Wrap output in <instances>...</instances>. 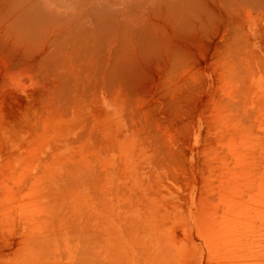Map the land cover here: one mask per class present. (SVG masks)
<instances>
[{
	"label": "bare ground",
	"instance_id": "bare-ground-1",
	"mask_svg": "<svg viewBox=\"0 0 264 264\" xmlns=\"http://www.w3.org/2000/svg\"><path fill=\"white\" fill-rule=\"evenodd\" d=\"M262 5L264 0H0V264H171L182 256L184 241L176 251L171 234L154 235L156 211L141 202L143 162L155 163L158 153L153 160L149 150L141 151L146 143L151 150L154 131L149 138L141 134L147 127L137 126L154 122L150 108L185 110L193 77L187 59L203 39L211 41L207 57L222 80L215 84V74H207L206 91L218 90L219 82L222 90L218 99L212 90L207 108L212 121L221 117L223 131L229 130L221 167L210 160L207 166L223 178L220 196L215 194L219 206L211 204V215L220 209L210 216L219 254L211 264H264V156L256 170L250 148L251 162L241 150L253 138L232 123L264 111V43L252 16L241 25L226 22L239 17L235 11ZM151 90L159 100L145 106L139 95ZM234 90L242 100L232 99ZM202 106L186 112L193 123L203 117ZM155 135L154 144L167 142ZM158 146L152 149L166 154ZM209 158L216 162L213 153Z\"/></svg>",
	"mask_w": 264,
	"mask_h": 264
},
{
	"label": "rangeland",
	"instance_id": "rangeland-1",
	"mask_svg": "<svg viewBox=\"0 0 264 264\" xmlns=\"http://www.w3.org/2000/svg\"><path fill=\"white\" fill-rule=\"evenodd\" d=\"M257 8H255V9H250L249 7H246V9L245 8H243V9H241V10H239V11H235L234 13L235 14H239V17L238 16H234V17H230L229 18V16L227 17V19L228 20H226V22L228 23H230V24H232V25H238V24H240L241 25V22L243 21V19L245 20V19H247V18H249V16H252L254 19H255V22H257L256 23V25H258L259 24V28L261 29V31H262V33H260V39L263 41V43H264V5H262V6H256ZM255 11V12H254ZM253 12V13H252ZM244 14V15H243ZM243 17V18H242ZM259 17V18H258ZM257 20V21H256ZM261 21V22H260ZM233 22V23H232ZM238 22V23H237ZM260 22V23H259ZM234 23H237V24H234ZM205 40H207V39H205ZM209 40V39H208ZM203 41H204V39H203ZM202 41V42H203ZM199 43V45H197L196 46V48H195V50H196V53L194 52L193 54H191V55H193L192 57H193V59H192V57H191V55H190V58L188 57V59H187V64H189L188 65V68H189V66H191L190 65V63L192 64V66H191V69L189 70V72L190 71H192V72H190L189 74H191V75H193V77H191L190 75H189V80H190V82L192 83V87L186 92V96H187V98H188V100H187V104L185 105L184 104V107H183V110L184 111H181L182 112V114H181V112L179 111H177L178 113H180V114H176V111H172V110H170V111H172V112H170L169 111V109H164V108H161L159 111H158V108H155L154 107V109L153 108H150V114H149V118H150V120L152 119L154 122H155V124H156V126H155V124H153V123H146L145 125L146 126H144L143 125V123H139L140 125H138L137 126V124L138 123H136V126H137V128L139 127V128H141V127H144L143 128V130L145 131L146 129V127H147V130L145 131V133L143 132V133H141L142 135H149V131H154V133L156 134L157 133V137H156V139L157 140H160V139H164L165 141H167V142H164L163 140H160V142H162V143H158L159 144V146H158V144H156V142H158V141H156L155 139H153V135H155L154 133H153V135L151 134V136H152V140H151V150L148 148V147H146L147 146V143H146V145H145V147L144 146H140V149H141V151H147V150H149L148 152L149 153H151V155L153 156V160H154V158H155V154H157V156H156V161H155V163H148V164H146L147 162L146 161H144L143 162V167H145V170H142V171H140L141 172V176H140V180H139V191H140V199H141V202L142 201H144V203L146 204V202H145V200H147L148 202L147 203H149L150 205H153L154 206V211H156V214H158L159 216H157L156 214H155V219H156V221L157 222H155V224H154V231H153V233H154V235L156 234L155 232H159L160 230L162 231V233H164L165 232V234L167 235V236H169L170 234L172 235H170L169 237V239H171V240H173V242L175 243V244H173L174 245V247H176V251H178V249H180L182 246L181 245H183L184 243V247H182V249L180 250V251H178L182 256H186V258H184V257H182V256H179V255H177V256H173V260H175L176 262H178L179 264H211L212 262H214V261H217V257L219 256V254H218V252H217V247L215 248V246H216V242H215V240H214V237H215V235L214 234H216L215 232H214V228H213V217L211 218L210 216H213V214H217L216 212H219V210L220 209H217V210H215V213H213L214 212V208H212V206H211V204L213 205V203H214V206L215 207H217L218 208V199H219V197L218 196H220V191L219 190H221V188H222V184H220L221 183V181H222V177H221V171L219 170V169H215V168H212V167H221V156H223V154H225V151H224V149H223V147H224V145H225V140H226V138H228L229 137V130L228 131H226V132H224L223 131V129L222 128H224V130L226 129L225 127H221V126H223L222 125V122L223 121H221V124H220V118L221 117H219L218 118V116L216 117V119L219 121V122H217V120H214V121H212V117H210V112L208 111V108H207V104H208V102L207 101H209L208 99H209V97L211 98V96L210 95H212V90L213 91H215L214 89H212L211 87H209V89L206 91V84H207V80L208 81H210V76H208V75H210V74H215V76L213 75V77L214 78H212L211 79V81H213L214 82V79H215V84H216V78H217V81H222V80H219V78L216 76V74H218L219 72H218V69H214V68H212V66H211V60H210V54H211V51L210 50H213V46L211 45V41H210V43H209V41L208 42H203V43ZM206 43V44H205ZM200 44H204L205 46L204 47H202ZM209 44V45H208ZM207 45V46H206ZM198 46H201L203 49L204 48H206V49H204L205 51H203L200 47L198 48ZM208 47V48H207ZM212 49H211V48ZM210 48V49H209ZM202 51V52H200V50ZM262 49V51L264 52V45L260 42V50ZM210 52V54H209V57H207L208 56V53ZM207 53V54H206ZM195 54H197L198 56H196L197 58H198V60H197V58L194 56ZM201 55V56H200ZM205 56V58H204V56ZM195 58V59H194ZM209 58V59H208ZM191 59V60H190ZM194 60H196V62L194 61ZM209 60V61H208ZM191 61V62H190ZM193 61V62H192ZM188 62H190V63H188ZM207 62V63H206ZM203 63V64H202ZM261 68H262V70L260 71V73L262 74V75H264V68L261 66ZM204 69H206V70H204ZM197 71V72H196ZM262 71H263V73H262ZM208 74V75H207ZM220 75V74H219ZM203 76H205V77H203ZM191 77V78H190ZM196 77V78H195ZM197 77H198V79H197ZM192 78H193V80H192ZM205 80V81H204ZM220 82H219V84H218V86H217V89L218 90H216L215 92H218L217 93V99H218V97H220L221 95H222V90H219V85H220ZM204 84V85H203ZM196 85V86H195ZM194 86V87H193ZM155 87H157V86H155ZM203 88H204V90H203ZM263 88H264V86H263ZM262 88V89H263ZM156 90V89H155ZM155 90H151L150 92H146V93H141L140 95H139V97H141V98H144V99H141V101L143 102V103H145V106H147V104H149V105H151V106H153L154 105V103H155V100L157 101V100H159V95H157L158 93H157V91H155ZM198 90V91H197ZM235 92L233 93V95L231 96L232 97V99L234 100V101H237V100H242V98L240 97V96H243V95H240L239 93L240 92H238L237 90H234ZM155 92L157 93L156 95H155ZM195 92V93H194ZM198 93V94H197ZM237 93H238V95H237ZM191 94V95H190ZM196 94L198 95V96H196ZM221 94V95H220ZM147 96V98L145 99V97H143V96ZM151 95L152 96H154V97H151ZM236 95V96H235ZM202 96V97H201ZM205 96V97H204ZM148 97H150V99L148 98ZM196 100H195V99ZM200 100H199V99ZM191 99V100H190ZM199 100V101H198ZM205 100H206V103H202V102H205ZM190 101V102H189ZM194 101V103H192ZM158 102V101H157ZM189 102V103H188ZM186 103V102H185ZM200 103V104H199ZM153 104V105H152ZM189 104V105H188ZM191 104H193L194 106H195V108H196V106H197V108L199 107V106H202V107H205L204 109H203V120H202V118H199V122L198 123H193L192 121H194V119H193V117L191 116L192 114H193V112H195V108L194 107H191L192 105ZM205 105V106H204ZM191 108H190V107ZM248 106H249V108L251 109V107H250V105L248 104ZM193 108V109H192ZM163 109V110H162ZM165 110H168V112H165ZM189 110H192L191 112H192V114H191V112L189 111ZM205 110V111H204ZM164 112V113H163ZM170 112V113H169ZM174 112V113H173ZM186 112H189L191 115H187L186 114ZM165 113H167V114H165ZM173 113V115H171ZM185 115H184V114ZM155 114V115H154ZM163 114V115H162ZM254 113H249L248 114V118H250V119H248V118H246L245 119V117H244V119L245 120H243L244 121V123H243V121H240V120H234V121H232V123H241V131L242 130H244L245 132H246V134H247V138L249 139V140H251L252 138V140L249 142V143H246V142H248L247 141V139H245V142H243V144L241 145V150L243 151L242 152V155L243 156H245L247 159L249 158L248 157V152H249V156L251 157V159H252V161H253V163H254V166H255V169L257 170L258 169V167L260 166V165H262L263 164V161L261 160V159H263L262 158V156H264V111L263 112H257V115L258 116H260L259 118H261V119H259L258 118V122L256 123V119H257V115L256 116H254L253 115ZM256 114V113H255ZM157 115V116H156ZM159 115H160V117H159ZM172 117H171V116ZM179 115H180V117H179ZM209 115V116H208ZM251 115H253V116H251ZM163 116V117H162ZM174 116V117H173ZM186 116V117H185ZM251 116V117H250ZM153 117L155 118V119H153ZM157 117V118H156ZM166 117V118H165ZM170 117V118H169ZM183 117V118H182ZM188 117V118H187ZM190 117H192V118H190ZM160 118V119H159ZM168 118H169V120L171 119V121H169L168 120ZM174 118V119H173ZM180 118V119H179ZM158 119L160 120L159 122H158ZM189 119H193V120H190V121H187V120H189ZM157 120V121H156ZM177 120V121H176ZM187 122H186V121ZM263 120V121H262ZM179 121H181V122H179ZM248 121L250 122V124L248 123ZM253 121V122H252ZM159 123V124H157V123ZM168 122V123H167ZM195 122V121H194ZM213 122H215V123H213ZM246 122H247V124H246ZM163 123L165 124V125H163ZM182 123V124H181ZM184 123V124H183ZM205 123V124H204ZM224 123V122H223ZM262 123H263V125H262ZM170 124H172V125H170ZM178 126H177V125ZM195 124V125H194ZM215 124H218V126L217 125H215ZM246 124V125H245ZM143 125V126H142ZM158 125V126H157ZM176 125V126H175ZM191 125H193V126H195V127H193V126H191ZM221 125V126H220ZM225 125V124H224ZM149 126V127H148ZM154 126V127H153ZM212 126V127H211ZM213 126L216 128V127H218V130H217V128H216V130L213 128ZM219 126L221 127V128H219ZM152 127V130L150 129ZM159 127V128H158ZM175 127H176V129H178V130H176L175 129ZM191 127H192V129H191ZM254 127H255V130H253L254 129ZM149 128V129H148ZM161 128V129H160ZM164 129V131H162L163 129ZM194 128H195V130H194ZM197 128V129H196ZM209 128V133H210V135H209V133H208V130H206V129H208ZM210 128H211V131H210ZM261 128V129H260ZM160 129V130H159ZM169 129V130H168ZM191 129V130H190ZM213 129L215 130V131H213ZM222 129V131L223 132H220V130ZM155 130H159V131H157V132H155ZM194 130V131H193ZM197 130H199L200 131V133L198 134V132L199 131H197ZM206 130V131H205ZM177 131V132H176ZM197 131V132H196ZM203 131V132H202ZM253 131V132H252ZM254 131H256L257 133H255ZM259 131V132H258ZM142 132V131H141ZM149 132V133H148ZM180 132V133H179ZM192 132V133H191ZM213 132H215L216 133V137L214 136L215 135V133H213ZM262 132V133H261ZM174 133H175V135H174ZM208 133V134H207ZM226 133V134H225ZM255 133V134H254ZM160 134V135H159ZM195 134H196V136H195ZM211 134H212V136H211ZM214 134V135H213ZM223 134V135H222ZM171 135H173V137H171ZM199 135H201V137L199 136ZM203 135H205L204 137H203ZM207 135H209L210 137H208ZM222 136L221 138H219V136ZM226 135H228V137H226L225 138V136ZM260 135H262V136H260ZM146 136V137H147ZM151 136H148L149 138H151ZM156 136V135H155ZM167 136V137H166ZM191 136V137H190ZM230 136H231V133H230ZM258 136V137H257ZM206 137H208V138H206ZM219 138V140L218 139H216V138ZM232 137V136H231ZM257 137V138H256ZM160 138V139H159ZM168 138V139H167ZM206 138V139H205ZM210 138H211V140H210ZM214 138V139H213ZM255 138H256V140H257V142L258 143H260V144H258V143H256V142H254V141H256L255 140ZM261 138H263V139H261ZM175 139V140H174ZM203 139V140H202ZM216 139V140H215ZM153 140H155L156 142H155V144H154V141ZM169 140V141H168ZM212 140H213V142H212ZM152 141H153V144H152ZM205 141V142H204ZM211 141V142H210ZM214 141H218L219 142V144H222V145H218V143L216 142H214ZM221 141H223L224 142V144L223 143H221ZM178 142V143H177ZM191 142H192V144H193V142H194V144L193 145H195V147H193V145L191 144ZM199 142H201V143H199ZM186 143L187 144H189L188 146L186 145ZM209 143H212L211 145H209ZM263 143V144H262ZM168 144V145H167ZM197 144V145H196ZM200 144V145H199ZM208 144V145H207ZM213 145H218V146H220V148L222 147V149H220V148H218V146H213ZM256 147H255V146ZM258 145V146H257ZM153 146V147H152ZM154 146H158V148L157 149H160L161 147L160 146H162V148L160 149V150H162V151H164V153H166V154H161V151L160 152H158L159 150H153V149H156V147L154 148ZM200 147V149H199V147ZM242 146H243V148H242ZM244 146H246V148H244ZM144 147V148H143ZM168 148V149H166V148ZM177 149H176V148ZM191 147V148H190ZM216 148V150H217V148H218V150H222L223 151V153L221 152V151H219L218 153H222V154H220V156H218L217 155V157H219V158H217L216 157V155L215 154H218V153H216L217 151L215 150V148ZM250 148V150L248 151V149L247 148ZM148 148V149H147ZM153 148V149H152ZM209 148H211V149H214L213 150V152L211 151V149H209ZM166 149V150H165ZM175 149V150H174ZM180 149V150H179ZM204 151H203V150ZM207 149V150H206ZM256 149V150H255ZM258 149V150H257ZM172 152H170V151ZM177 150V151H176ZM208 150H210V152L208 151ZM255 150V151H254ZM157 151V152H156ZM165 151H167V152H165ZM169 151V152H168ZM194 151V152H193ZM208 152V153H206L205 152V154H207V155H209V153H213V158L212 159H215V161L216 162H213L212 160H211V158H209V156L211 157V155H212V153L209 155V156H205L206 158H204L203 156L205 155L203 152ZM155 154H154V153ZM203 154H202V153ZM226 152H227V149H226ZM253 153V154H251L250 155V153ZM163 153V152H162ZM168 153H171V155L173 156H171V155H169ZM146 154V153H145ZM160 154V155H159ZM168 154V155H167ZM191 154V155H190ZM246 154V155H245ZM254 154H258V158L259 159H256L255 157H257V155H254ZM155 155V156H154ZM159 155V156H158ZM162 155H165V158L167 157V159H165ZM254 155V156H253ZM261 155V156H260ZM171 157L173 158V160H174V162H172V160H170L171 159ZM189 157V158H188ZM163 158L165 159V160H167V161H165L166 163H164L163 161ZM169 158V159H168ZM188 158V159H187ZM152 159H151V161H152ZM217 159V160H216ZM219 159H220V161H219ZM251 159L249 158L248 160H250V162H251ZM160 160V161H159ZM170 160V161H169ZM211 161V163H212V165H211V163H210V161ZM260 160V161H259ZM158 161V162H157ZM168 161H169V163H168ZM206 164V165H204V163ZM208 161V162H207ZM172 162V163H171ZM202 162V163H201ZM257 162H260V163H262V164H259V163H257ZM163 165H161V164ZM168 163V164H167ZM171 163V164H170ZM208 163V164H207ZM216 163H218L219 165H217ZM158 164H159V166L161 165V168L158 166ZM164 164H167L168 166H170V167H167L166 165L164 166ZM202 164V165H201ZM259 164V165H258ZM158 167H156V166ZM175 165V166H174ZM208 165H210V166H212V167H207ZM217 165V166H216ZM146 167H148V168H146ZM150 167H153V168H150ZM172 167H175L174 168V170H173V168ZM206 167L207 168H209L210 169V173L212 174V172L214 173V176L213 175H211L210 173L208 174V172H206L208 169H206ZM166 168H171V170H173V171H171L170 169L168 170V169H166ZM150 169L152 170V171H150ZM155 169V172H153V170ZM212 169H213V171H212ZM170 171L171 172H174V173H170ZM176 171H177V173H176ZM209 171V170H208ZM215 171L217 172L216 173V175H215ZM252 171V170H251ZM147 172H150V173H153V175H152V177L150 176L151 174L150 173H147ZM159 172H162V174L161 173H159ZM165 174H164V173ZM167 172H168V175L170 174V176L168 177V175H167ZM205 172V173H204ZM145 173H147V174H145ZM204 173V174H203ZM206 173H207V175H206ZM218 173H219V176H218ZM177 175V177H178V179H176L177 177H176V175ZM193 174H195V175H193ZM160 175H162V176H160ZM164 175V176H163ZM173 175H175L174 177H173ZM192 175V176H191ZM155 178H154V177ZM194 176H196V177H194ZM204 176H207V177H204ZM213 176V177H212ZM218 178H217V177ZM149 177H150V180H149ZM164 177V179H162ZM168 177V178H167ZM202 177H204V178H202ZM172 178H173V180H172ZM192 178V179H191ZM211 178V179H210ZM145 179V180H144ZM154 179V180H153ZM190 179V180H189ZM205 179V180H204ZM213 179L214 180H216V179H218V180H216V182H213L212 183V181H213ZM151 180H152V182H154V183H152L151 182ZM171 180V181H170ZM175 180H177V181H175ZM200 180V181H199ZM208 180H210V182H211V184L209 183V181ZM212 180V181H211ZM143 181H144V183H143ZM173 181V182H172ZM189 181V182H188ZM193 181H195V182H193ZM199 181V182H198ZM206 181V182H205ZM217 181H218V183L220 184L219 186L220 187H218V185L216 184L217 183ZM158 182V183H157ZM161 182H164V183H161ZM176 182V183H175ZM181 184H179V183ZM177 184V185H175V184ZM205 183H209L211 186H213V188L216 190H214L213 188H209L210 186H209V184H207L208 185V188H207V185L205 184ZM169 186H168V185ZM179 184V185H178ZM213 184H216L215 186L213 185ZM163 185H164V188H163ZM200 185V186H199ZM152 186H154V187H152ZM186 186L188 187V188H186ZM206 186V187H205ZM217 186V187H216ZM199 187H201V188H199ZM174 188H176L174 191H177L178 192V194H176L177 192H174L173 191V189ZM178 188V189H177ZM207 188V189H206ZM172 189V190H171ZM204 189L205 190H210V191H205L204 192ZM217 189H219L218 191H219V193H218V191H217ZM161 190V191H160ZM162 190L164 191V192H162ZM202 190V191H201ZM211 190H213V191H211ZM149 191H153L152 193L151 192H149ZM162 192V193H161ZM166 192V193H165ZM204 192V193H203ZM212 192H213V194H212ZM147 193V194H146ZM156 194V195H155ZM164 194H166L167 196H165ZM172 194V195H171ZM204 194V195H203ZM208 194H209V196H208ZM211 194V195H210ZM218 195L217 197H216V195ZM212 195H214V196H212ZM211 196V197H210ZM159 197H160V199H164L165 201H167V202H165V201H163V203H162V200L160 201V199H159ZM171 199V200H166V199ZM216 199V201H215V199ZM201 199H203V201L202 202H200V200ZM208 199H210V200H208ZM172 201H174L173 202V204H171L172 203ZM214 201V202H213ZM169 202H171V203H169ZM177 202V203H176ZM175 203H176V205H175ZM200 203V204H199ZM209 203V204H208ZM217 205H216V204ZM164 204H166L167 206H171V208H169V207H167L166 205H164ZM173 205H174V208H173ZM206 205L207 206H209L210 208H212L213 210H210V208H208V207H206ZM176 206V207H175ZM213 206V207H214ZM167 207V208H166ZM169 208V209H168ZM173 208V209H172ZM220 208V207H219ZM161 209V210H160ZM163 210V211H162ZM211 211H213L212 212V215H211ZM208 214V215H207ZM198 215V216H197ZM197 216V217H196ZM203 216V217H202ZM158 217V218H157ZM173 217V218H172ZM196 217V218H195ZM207 218H209V219H207ZM159 221H158V220ZM162 221H161V220ZM170 219V220H169ZM172 219V220H171ZM198 219V220H197ZM206 219V220H205ZM197 220V221H196ZM0 221H1V224H3L2 223V220L0 219ZM168 222V223H166V222ZM206 221V222H205ZM159 222V223H158ZM163 222H165V223H163ZM197 222H199V223H197ZM212 222V223H211ZM208 223V224H207ZM162 224V225H161ZM164 224H165V226H164ZM156 225V226H155ZM200 225V226H199ZM4 225H2V227H3ZM8 228V227H7ZM170 228V229H169ZM211 228V229H210ZM3 229H6V228H4L3 227ZM169 230V231H168ZM173 230V231H172ZM203 230V231H202ZM205 230H207V232L205 231ZM209 231V232H208ZM173 232V233H172ZM208 233H210V235H207ZM9 235V234H8ZM206 236H207V238H206ZM213 237V238H212ZM173 238V239H172ZM208 238H209V240H210V242H209V240H208ZM210 238H212V239H210ZM179 239V240H178ZM187 239V240H186ZM180 240L181 241H184V243L183 244H180ZM213 240V241H212ZM160 241H162L161 239L159 240V238L158 237H156V245H160ZM179 241V242H178ZM164 242V241H163ZM162 242V243H163ZM172 242V243H173ZM179 243V244H178ZM178 246H177V245ZM180 245V246H179ZM214 245V246H213ZM175 250V249H174ZM183 250H185V251H183ZM188 251V252H187ZM185 254H184V253ZM184 255H183V254ZM175 257H177L178 259H176ZM183 259H182V258ZM179 260V261H178ZM175 261H173L174 263H171V264H175ZM178 263H176V264H178Z\"/></svg>",
	"mask_w": 264,
	"mask_h": 264
}]
</instances>
